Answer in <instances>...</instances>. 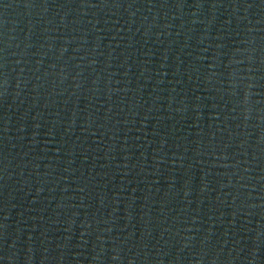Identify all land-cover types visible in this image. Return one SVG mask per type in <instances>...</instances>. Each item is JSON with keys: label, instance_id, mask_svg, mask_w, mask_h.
Here are the masks:
<instances>
[{"label": "water", "instance_id": "1", "mask_svg": "<svg viewBox=\"0 0 264 264\" xmlns=\"http://www.w3.org/2000/svg\"><path fill=\"white\" fill-rule=\"evenodd\" d=\"M232 0H0V264H145Z\"/></svg>", "mask_w": 264, "mask_h": 264}]
</instances>
